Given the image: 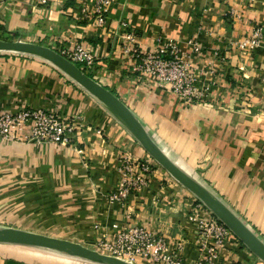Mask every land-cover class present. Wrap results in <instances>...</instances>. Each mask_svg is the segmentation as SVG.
Listing matches in <instances>:
<instances>
[{
	"label": "crops",
	"instance_id": "1",
	"mask_svg": "<svg viewBox=\"0 0 264 264\" xmlns=\"http://www.w3.org/2000/svg\"><path fill=\"white\" fill-rule=\"evenodd\" d=\"M85 1L44 0L40 4L38 0H19L24 7L17 13L7 6L8 0H0L4 5L0 24L14 19L12 27L19 22L20 27L30 25L29 36L19 37L24 40L49 39L47 43L62 46L58 40L63 36L68 43L85 45L94 54L95 61L88 67L92 77L129 106L173 162L205 185L264 241V33L262 42L248 53L234 44L253 26H264V0H116L103 26L82 17ZM34 23L40 25L34 27ZM127 33L144 49L155 47L158 39L173 38L192 64L206 66L212 61L215 69L204 71L199 80L209 84L205 98L199 103L186 102L153 76L134 70L131 57L122 51ZM215 52L225 55V60H219ZM8 54H0V107L45 106L69 116L80 113L101 132L86 131L77 141L86 146L90 173H83L79 158L66 146L0 139L2 153L20 159L28 156L35 165L52 170L56 178L78 177L79 184L85 183L80 188L69 184L73 190L69 195H75V200L67 207H57L58 211L81 213L86 221L82 241L94 242L99 230L112 235L121 223L137 221L165 234L171 243H179L184 262L195 260L201 252L200 239L188 215L196 195L157 167L125 125L92 93L65 84L43 61L27 55L12 59ZM63 84L67 104L54 98V89ZM45 86L50 93L43 90ZM45 93L51 102L44 99ZM123 145L132 146L136 156L151 162L153 173L146 186L120 204L97 195L90 181L105 193L116 188L115 163ZM8 168L7 179H11ZM3 211L6 217L7 209ZM137 261L162 264L142 258ZM259 263L231 232L216 264Z\"/></svg>",
	"mask_w": 264,
	"mask_h": 264
},
{
	"label": "built area",
	"instance_id": "2",
	"mask_svg": "<svg viewBox=\"0 0 264 264\" xmlns=\"http://www.w3.org/2000/svg\"><path fill=\"white\" fill-rule=\"evenodd\" d=\"M116 0H86L81 6L85 20L92 19L96 26L106 24L108 14ZM124 24L123 22L121 23ZM264 26L255 25L247 36L234 42L242 53H248L263 40ZM126 41L122 51L131 57L132 68L144 75L153 76L160 84L167 85L182 100L199 103L209 92L207 82L199 83L204 71L215 69L210 61L206 66H196L182 56L176 39H158L153 48L144 49L136 44L131 33L124 35ZM59 51L73 62H80L87 68L95 59L92 51L81 43L71 47H61ZM215 56L225 60V55L215 52ZM67 117L42 107L20 106L16 109L0 110V138L14 141H52L68 143L72 140L76 123ZM118 165L119 182L115 190L106 193L110 202L124 204L131 193L146 186L153 164L130 152L120 155ZM196 227L200 239L201 252L192 262L186 263L179 243H171L169 238L158 230H151L137 221H125L118 229L108 235L100 231L95 243L100 251L124 259L141 257L151 263L162 264H216L223 250L230 229L198 198L188 215ZM97 229L100 223H95ZM109 233V232H108ZM264 264L263 262H260Z\"/></svg>",
	"mask_w": 264,
	"mask_h": 264
},
{
	"label": "rangeland",
	"instance_id": "3",
	"mask_svg": "<svg viewBox=\"0 0 264 264\" xmlns=\"http://www.w3.org/2000/svg\"><path fill=\"white\" fill-rule=\"evenodd\" d=\"M18 1L19 0H8L7 6L11 7L13 9V12L18 13V11L24 7L23 4L21 6V3ZM43 1L44 0H38V3L44 4ZM3 6L4 5L0 4V7ZM42 21L43 20H41L40 23H42ZM13 23H14V19H12L7 24H3V23L0 24V38L17 39L19 37H27L29 36L28 33H31L33 29V28L30 29V25L26 27L24 26L20 27L21 26L20 22L18 23V25H16V27L15 26L12 27ZM37 25L40 24L38 23ZM37 25L36 23H34V27H37ZM46 28L47 30H51L49 29L48 26ZM30 37L38 39V37L36 36H30ZM54 39L55 38H53L52 40ZM48 40L36 41V42H41L49 46H52L57 51H59V48L61 47H71L73 45L71 43H68L67 40H64L63 36L60 37L58 40L62 44V46L56 45L55 43L52 42L49 44L47 43ZM1 53L2 54L9 53L7 56L10 57V55H12L10 57L12 59H14L13 57L17 55H27L26 57H34L36 58L35 60L37 61H43L42 63L45 65V67L52 68L55 71L54 75L58 76L60 80L64 79V81L67 82L65 84L71 85L72 87H77L79 89H84L85 91L89 92L79 82L71 78L64 71L59 69L57 66L53 65V63L50 64L51 62L49 61L50 62L49 63L48 60H45L43 57H40L35 54L10 51V50L7 51L0 50V54ZM47 70L48 69L45 68L44 75L47 74ZM56 71L58 72L59 75H57ZM49 72H51V70H49ZM65 84H63V86L61 85V89H54L53 91L54 98L58 99L59 104L62 103L67 104L66 102L68 96L67 97L62 96V94H64L65 92L63 91ZM46 88L47 87L45 86L43 90L45 92L48 91V93H50V89L48 88L49 90H46ZM48 98L51 99V96L45 93L44 99L49 100ZM49 102H51V100H49ZM37 107H41V106H37ZM42 108L47 110H54L56 113L67 117L68 120L73 122L72 124L76 123L75 125L76 131L74 132L72 140L65 144L56 143L52 141H42V140L41 141L32 140V141L41 144H48L53 147H57V146L70 147L74 151L76 157L79 158L81 165L83 166L82 167L83 173H87V172L90 173L89 169L91 168V166L87 162L86 154H85L86 146L85 145L80 146L81 142H77V141L78 138L80 139L84 138L86 131L92 130L95 133L97 132V134L100 133L101 131H99V128L96 127L94 129L93 127H91L90 124L91 122H88L83 117H81L80 113L78 114L74 113L73 116L71 115L69 116L66 113H62L60 110H55L50 107L42 106ZM3 109H10V108L0 107V110ZM0 139H4V138H0ZM4 140L9 141V139H4ZM2 152L3 151L0 149V175L2 176L4 175L5 177H1L0 179V226H13L18 228H24L27 230L42 232L58 237L69 238L97 249V247L99 246L95 243V241L85 242L82 241L85 238H80V234L84 233V227L86 228L85 225L86 221L83 218H81V213L67 212L66 210H64L66 212L62 210L58 211L57 209L59 205L64 204L67 207L68 202H70L71 200H75L74 199L76 197L75 195H69V193L73 191L72 188H68L69 184H72L73 186L76 185L77 188H80L86 186L84 185L85 183L79 184L80 179H77L78 177L75 178L72 177L68 179L59 176L58 178H56L53 175L52 170H49L48 167L46 168L42 167L41 164L35 165L33 161L30 160V157L28 158V156H23L20 159L18 155L8 154L11 157V161L10 163H7L5 161L8 160L7 157L8 155ZM125 152H130L133 155H135L132 146L123 145L122 149H120V152L117 155V162L115 163V169H116V173L118 174V177H120L117 169L120 163L119 159H121L120 155L124 154ZM151 159L157 164L156 165L157 167L159 166L163 168L152 157ZM9 166L11 167V172H10L11 179H7L9 177L8 174L10 171V168H8ZM72 179L74 180V182ZM89 179H91L90 175H89ZM90 182L95 193L100 197H103L104 199L108 200L105 195L108 192L105 193V191H102L98 187V185L95 184V181H90ZM97 195H95L96 198ZM108 202L110 201L108 200ZM4 208L7 209L5 213L6 217H3ZM76 214L78 216H76ZM94 227L98 228L95 226V223H94ZM138 258L141 257L137 256L133 259L135 262H137V264H139L137 261ZM259 261L263 262V260L260 258ZM0 264H100V263L82 257L70 255L63 250H58L51 247L0 241Z\"/></svg>",
	"mask_w": 264,
	"mask_h": 264
},
{
	"label": "water",
	"instance_id": "4",
	"mask_svg": "<svg viewBox=\"0 0 264 264\" xmlns=\"http://www.w3.org/2000/svg\"><path fill=\"white\" fill-rule=\"evenodd\" d=\"M0 50L35 54L44 59L52 60L59 66H57L59 69L62 68L67 71V73L64 72L98 98L125 125L159 165L178 182L192 191L252 253L264 261V241L205 185L173 162L155 143L129 106L112 90L87 74L61 52L47 44L20 38H0ZM0 241L51 247L97 263L135 264L130 260L97 250L76 240L13 226L0 227Z\"/></svg>",
	"mask_w": 264,
	"mask_h": 264
},
{
	"label": "trees",
	"instance_id": "5",
	"mask_svg": "<svg viewBox=\"0 0 264 264\" xmlns=\"http://www.w3.org/2000/svg\"><path fill=\"white\" fill-rule=\"evenodd\" d=\"M83 71H85L87 74H89V75H91L92 76V73L90 72V70H88V68L84 65V64H82V63H80V62H75Z\"/></svg>",
	"mask_w": 264,
	"mask_h": 264
},
{
	"label": "bare ground",
	"instance_id": "6",
	"mask_svg": "<svg viewBox=\"0 0 264 264\" xmlns=\"http://www.w3.org/2000/svg\"><path fill=\"white\" fill-rule=\"evenodd\" d=\"M46 60H48V61H50L51 63H53L54 65H56V66H58L55 62H53L52 60H50V59H47V58H45ZM59 67V66H58ZM61 68V67H60ZM62 69V68H61ZM63 71H65L64 69H62ZM66 73H67V71H65ZM98 263H100V264H107V263H104V262H98Z\"/></svg>",
	"mask_w": 264,
	"mask_h": 264
}]
</instances>
